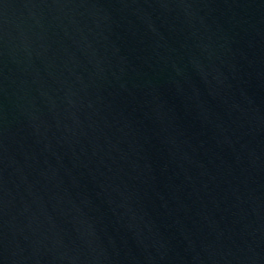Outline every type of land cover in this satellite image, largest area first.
<instances>
[{
  "label": "water",
  "instance_id": "obj_1",
  "mask_svg": "<svg viewBox=\"0 0 264 264\" xmlns=\"http://www.w3.org/2000/svg\"><path fill=\"white\" fill-rule=\"evenodd\" d=\"M258 0H0V264H142Z\"/></svg>",
  "mask_w": 264,
  "mask_h": 264
}]
</instances>
